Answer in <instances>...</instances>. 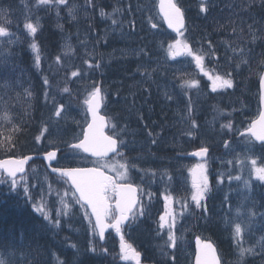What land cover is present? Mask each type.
Returning a JSON list of instances; mask_svg holds the SVG:
<instances>
[{"label": "rangeland", "instance_id": "374dc122", "mask_svg": "<svg viewBox=\"0 0 264 264\" xmlns=\"http://www.w3.org/2000/svg\"><path fill=\"white\" fill-rule=\"evenodd\" d=\"M39 1V0H36ZM132 1L133 4V9H136L135 13H138L139 15L142 13H145L144 11V6L146 7L147 10V15L149 18V24L152 28L157 29L160 27L161 23L160 20L157 16V11L156 8L157 6L153 5V0H130ZM217 0H212L211 1V5H213ZM225 2H227L223 7L219 6L220 2H216L213 5V12L211 15L209 16H198V22L196 23H192L194 26H199V37L202 36L205 33H209L211 34V36L214 38L212 39V41L214 42V40L216 41L214 44V48L218 49V50H225V53L229 50L232 51H236L237 47H238V43H236V40L239 38V35L236 34L235 32H230L232 30V24H231V20L233 17H238L240 15V11L243 10L242 6L244 4H250L252 1H255L257 6H258V10L256 12L258 13H262L261 9L263 7V3L262 0H243L242 2H239V0H234V3L230 4L229 2L231 0H224ZM239 5H241L239 7ZM194 6L190 5V9H193ZM132 6H120L117 10V12H112L109 14H105L102 17L105 18H116L119 20H123V16L125 15L126 11H133ZM3 10V9H2ZM78 11L82 12L83 16L86 17L87 16V11L86 8L83 6L81 8L78 7ZM253 16V15H251ZM1 19H6V16L1 17ZM85 19V18H84ZM253 22L260 26L262 28V23L259 21L257 22L254 18V16L252 17ZM153 25H156V27H153ZM35 28V25H32ZM102 32L99 34V39L100 41L104 42V39L107 38V40L114 35V31L117 30V28L115 26L113 27H104L102 28ZM28 33L33 36L34 34L29 32V30L27 29ZM215 33H217L218 38L215 37ZM226 35V36H222V35ZM129 35L127 32L125 33V36ZM110 36V37H109ZM93 38H95V35H85L84 38V43H92ZM222 39V41L224 43H219L220 40ZM16 41H19L20 39L18 38H14ZM112 41L111 44L106 47V53H110L112 51H114L112 48L115 45V37H111ZM19 42H22L19 41ZM34 44V43H32ZM159 41L156 40V45L159 46ZM1 45V42H0ZM186 45V46H185ZM189 47H191V37L188 36V34L186 33L185 35H182L179 39H174L170 44L169 47L166 49L165 48V52H166V57L168 59V61L170 60V57L172 56L174 60L170 61V65L173 66L174 64H176L177 62H184V68H188V67H192L189 65V60L187 59V56L190 54V52H188ZM32 49V47H31ZM34 53V59L37 56V52L33 51ZM258 50H253L252 53H250L251 58L256 57ZM249 53V52H247ZM0 54H2V56L4 57V61L5 59H8L9 57V53L5 52V49H0ZM155 56V55H154ZM148 57V61H151L152 58H150V54H147ZM231 57L236 59V66L238 65H244V62L242 61L243 64L239 63L240 60L238 59L237 56H235V54H232ZM232 58V59H233ZM159 57H156L153 59L154 63H156L157 65H162L163 63H165V61H163L162 59V63H158ZM36 62V60H35ZM37 65V64H36ZM146 65H143L142 67H145ZM198 68L202 69L201 64L197 65ZM157 69V67L155 66L153 69L151 70H142L141 71V67L139 69V73H140V81L146 85L148 83H150L153 80V73L154 71ZM182 70L181 67H179V71ZM15 70L13 69V75L12 77L15 75ZM137 74V72H136ZM184 72L180 71L178 72L176 79H178L180 81L181 79V75H183ZM0 76H5L6 77V73L4 72H0ZM11 77V75H10ZM175 79V80H176ZM246 77L241 79V85H240V91L243 93H246L244 96H247L248 94V90L249 87L246 85ZM175 82V81H174ZM165 93L166 96H169V99L171 100V102H173V104L171 103V106H173L170 110V114H174L176 115V118L173 122H170V124H173L172 127L176 128L179 132L184 130V132L178 137L177 142L179 143L180 139L185 138L188 133L193 130L194 128V124L195 123H200L202 125V127L204 128V130H208L210 126H214V128H216L217 130H220L219 127H216L215 125L217 124V122L221 119L223 124L225 123L226 120L229 119V117L231 116V112L230 110H228L229 108H231V104L227 101H224L223 99H221L220 97H214V98H218L219 102L214 104V108L213 110H211L210 114L212 115V117L209 118H205V120L202 121H195L191 124L190 127H186V117H185V113L182 110V106L183 103L186 101V98L182 95L179 94V90L176 87V85L170 83V84H165L160 86ZM214 91V90H213ZM219 91V83L216 82V90L214 92H218ZM164 101V98H160L159 102ZM205 101V100H204ZM0 102H1V109H5V103H6V95L5 92L0 93ZM209 104H213V102H209ZM160 105V111L164 112L167 109L166 105L163 104H159ZM217 107L220 110V116L218 118H216L215 114L216 113V109ZM224 110V112L222 113V110ZM133 115L139 114L140 110H131ZM152 112V111H151ZM168 113H164L163 115H167ZM188 118V117H187ZM209 121V122H208ZM211 121V122H210ZM207 122V124L205 123ZM209 124V125H208ZM0 126H2L0 124ZM4 128H11V125L4 127ZM55 133H61L64 134V131H59V130H55ZM171 142V140H169ZM139 142H144V143H153V140H145V139H141ZM155 143H157V139L155 138ZM146 145V144H145ZM155 149V145L153 146ZM258 148L256 147V144L250 141H239V142H231L229 143V145L226 147V149L224 150V152L222 153V159L218 158L217 156L211 155L209 158L205 159L204 162L202 161H196V160H192V159H187V160H180L179 158H171L169 163H173L172 165L174 167L177 168V171H182V170H186L188 169L189 174L192 176L191 174V169L194 168L197 164H202L205 167V174L207 176H209L208 173V167L211 166L214 162L220 161L222 164H227V163H231L234 160H236V158L240 161L241 163V167L243 168V170L246 172V174H241L239 177V179L237 180V184L239 189L235 190V192L237 193H233L231 199H234V201H232V210L235 213V217L232 219H223V213H219L217 215V220L218 221H222V222H226V224L228 225V228H230V230L233 232V236L235 237L236 241L239 243L240 245V254L242 256H262L263 260H264V215L262 214L263 211L259 209V201H260V197L264 196V191L260 192V190L254 185V180H256L257 182L261 183L264 186V180L258 179V173L256 171L257 168H264V163H262L261 161H259V157H261V153L258 152L257 150ZM81 154V152H80ZM227 154H232L234 158H231L230 156L225 157V155ZM246 154L247 159H244L243 162L240 160L239 157H242V155ZM81 156H83L81 154ZM216 157V158H215ZM160 159V158H158ZM256 161V165L255 167L252 164V161ZM263 160H264V154H263ZM65 161V160H64ZM75 164H79V163H85L83 160H80L79 158L77 159L76 162H74ZM122 165L126 166L125 162H122ZM251 167L252 170L257 174V175H253L252 171H251ZM141 173H145L148 174V171L146 170H140ZM227 172H230L231 169L226 170ZM153 173V172H152ZM151 174V172H150ZM187 180L189 182H191L192 185V181L190 179V177H187ZM245 182H247V186L245 184ZM4 183V182H3ZM1 184V183H0ZM7 185L9 186V183H7ZM17 186L22 188L23 193H26L24 191V188H28V181L26 178H22L19 181H17ZM210 190L213 191V188L211 186H209V191L206 193H210ZM146 193H149L148 189L146 187H144V196L146 197V200L149 201L150 198L148 195H146ZM211 194V193H210ZM231 196L230 193H227L226 198L229 199V197ZM171 196H168V200L166 201V203H168L170 201ZM63 200V203H61V201ZM74 197L71 196V194L69 193V196H66L64 193L61 195V197L58 198V207H57V218L55 219L53 224H56V221H59V219L64 216L65 213V207L67 205V203L72 202V204H74ZM217 206L220 208L222 206H225V202L220 201ZM75 207H77L79 209V212L81 213V217L84 220V222L87 223L88 226H90V224L88 223V220L85 219L83 211L80 207V205H76ZM234 207L236 209H234ZM222 210V209H221ZM254 214V215H253ZM46 216L49 217V213L46 214ZM171 221L169 223H167V221L163 222V227L166 228L167 230L169 229V225H171ZM174 223V227L175 230H181V236L179 239H177L176 241L179 242L180 247L177 248L174 246V244L169 243L170 247L172 248V251L169 252V258L173 259L176 258V255L179 253L181 254L180 256H178V260L180 261L179 264H192V239L189 235L193 234L194 230L197 229L199 230L198 224L194 223V224H190V218H188L187 216H182V217H175L174 221H172ZM216 222L215 221H211L210 222V226L213 227L215 226ZM237 225H239L240 227V232L237 233L236 232V227ZM195 228V229H194ZM232 228V229H231ZM94 234V232H93ZM91 232V235H93ZM169 234V233H168ZM168 234L166 235V238H168ZM93 250V247H92ZM191 255V257H190ZM240 257V256H239ZM231 263L235 264L233 261H230ZM0 264H8V260L7 259H0ZM248 264H255V263H248Z\"/></svg>", "mask_w": 264, "mask_h": 264}, {"label": "snow or ice", "instance_id": "6c2138e0", "mask_svg": "<svg viewBox=\"0 0 264 264\" xmlns=\"http://www.w3.org/2000/svg\"><path fill=\"white\" fill-rule=\"evenodd\" d=\"M39 2L41 4H48L50 3V0H39ZM59 3H64V0H59ZM161 3L163 5V0H161ZM100 14L101 16L105 15L103 10H101ZM165 16L167 18L169 27L177 28V25L181 27L183 26L180 8L171 3V0H169L168 10L165 11ZM25 27L29 30V32L35 34L36 28H34L31 24H26ZM153 27H156V25H153ZM6 34L5 28L0 27V36H5ZM31 47L33 51L38 53L39 50L35 44H32ZM194 59L196 60L197 65L201 64V56L197 55L194 57ZM35 60L38 67L40 61L39 54H37ZM73 75L75 76L77 73L74 72ZM205 75H207V73H205ZM209 79L212 78L209 77ZM215 79L221 80L222 78L217 76ZM45 83H47V79H45ZM221 86L228 88L232 87V80L223 79ZM260 86L262 93H264V73L260 74ZM213 90H216L215 81L213 82ZM64 91L67 92L69 89L64 88ZM100 91V88L94 86L92 94L93 100L91 102L85 101V103L89 104L91 107L94 120L96 119V97L99 96ZM259 122L262 126H264V112L260 113ZM228 127H231V125H228ZM255 127L256 125L254 123L252 125V135L255 136L256 139L260 140L262 144H264V133H256ZM89 128L91 134L84 136V139L80 143L68 145L67 151L61 156L60 159L56 160L57 167L53 168L52 171L54 173L58 172L61 177L70 178L71 185L75 186V192L73 193L75 201L72 207L75 208L76 205H80L84 209V217L88 220V223L92 225L94 232L98 230L100 239H105V233L109 228L114 229L115 233L120 237L123 258L134 260L136 264H140V254L124 240L125 233L129 231L133 224L138 222L139 217L145 215L147 211L143 202L137 198V188L134 187L132 183L120 184L117 181H113L111 177L104 175L96 168L84 169L81 167H76L65 171L59 167L63 160L68 161L69 168L72 163L77 161L78 158L83 160L85 163H88L89 161H87V158L81 156L79 152L80 149H83V152L85 153L91 152V154L94 156H104L109 152H117L118 139H114L112 135L105 136L99 131V128H96L95 124L90 125ZM113 128H115V125H113ZM37 139H39V137H37ZM123 143V140H119L120 145H123ZM205 152H207V149L202 148L200 152H197L194 155L201 156ZM117 154L122 156V153L118 152ZM55 158V152L48 153V160H53ZM27 159L29 158L17 160L14 167H7V162H0V169L7 172L8 177L11 178V186L13 188L17 187L15 177L18 172H23V166L27 162ZM91 162L99 165L98 161ZM252 164L255 167L256 161L253 160ZM103 166L106 167L107 165ZM121 167L124 168L125 166L121 165ZM132 167H135V165H132ZM190 171L192 174L191 201L194 202L197 207H200L201 200L209 191L208 176L205 174V167L202 164H197ZM256 171L258 173V179L264 180V168H257ZM218 175L222 176L223 174ZM127 179L128 172L126 170L120 174L119 180ZM236 179H239V177H236ZM3 182V180H0V183ZM245 184L247 186V182H245ZM71 185L67 191H72ZM24 191L27 193L29 189L24 188ZM77 192L79 193L78 196L75 195ZM110 193L113 194L111 197ZM146 195H148L151 199V193H146ZM110 198L115 199L116 202L114 205L110 203ZM165 200H168L167 196L165 197ZM61 203H63V200ZM165 207H168L167 203L165 204ZM89 208L91 209L90 213L88 212ZM76 211H79V209L77 208ZM93 216L95 217L94 224L92 221ZM44 218L49 219L48 216H45ZM160 221V227H163L165 215L160 216ZM56 223L59 225V221H56ZM171 227L172 226L169 225L168 242L175 244L176 237L171 233ZM236 232H240L239 225L236 227ZM205 247L209 250L211 249L210 245H205ZM204 264H216L215 258L213 257L211 260L206 258Z\"/></svg>", "mask_w": 264, "mask_h": 264}, {"label": "trees", "instance_id": "16d2710c", "mask_svg": "<svg viewBox=\"0 0 264 264\" xmlns=\"http://www.w3.org/2000/svg\"><path fill=\"white\" fill-rule=\"evenodd\" d=\"M184 5L187 4V0H181ZM243 0H239V2H242ZM222 4H226L224 0H221ZM255 1H252L250 4H244L242 6V9L240 11V15L238 17H233L231 20L232 24V31H234L236 34L239 35V38L245 37V36H257V34H261L264 36V28H261L260 26L256 25L253 20H252V12L253 8L252 5L255 4ZM241 5H239L240 7ZM261 12L264 16V7H262ZM188 14H190V11H188ZM209 40L208 36H205V38L202 40L203 44H207ZM261 53H264L263 48L260 49ZM153 65V63H151ZM256 74V68H253L252 71L248 73L250 78H255ZM139 83V89L142 88L144 85L140 79H137ZM141 83V84H140ZM210 107L208 106H203L201 107V116L204 118L207 115V111L209 110ZM148 108L143 105L140 108L139 114L133 115L131 114L130 116V121L135 123L138 120H148L150 118H154L159 120L157 116H153L148 114ZM157 120H153L151 124H148L147 131L150 133H154L153 130L156 132V134L160 133L164 128L161 125L157 124ZM155 121V122H154ZM31 131L28 133H24L25 135L30 137V140H34L35 134ZM183 133L182 131H178L177 129H174L170 135L161 143L156 149L155 153H148L146 152V148H137L139 145L138 143H133L134 149H132V153L134 154L133 161L138 162L141 165V168H156L157 165L161 164L159 160L156 158L159 157H165V156H171V150L173 146H175L178 137ZM159 135V134H158ZM28 138V137H27ZM171 140V142H169ZM167 141V142H165ZM11 142V137L7 134H1L0 135V143L1 146H6L8 143ZM25 142V141H24ZM23 143V142H22ZM167 143V144H164ZM170 143V144H168ZM223 144V142H221ZM28 144V145H26ZM26 144H20L17 146V149L21 152H27V153H37L40 151V148L32 145L30 142H27ZM145 145V143H144ZM164 145V146H163ZM173 145V146H172ZM162 146V147H161ZM172 146V147H171ZM6 150V148L2 147L0 149V155H3V151ZM183 148L180 152H183ZM169 184V182H168ZM261 209L264 211V196L261 197ZM26 208H20L17 206V203H14L13 201H8V202H2L0 205V246L4 248L6 245V242L8 241L7 244H13V243H19L21 235L23 233H27L28 235V240L35 242V247L32 249L33 251L38 248L40 251L44 250L45 246L43 244L49 243V241L44 240L43 242L40 240V235L38 234L39 232V227L38 225L33 222L30 217L26 213ZM11 223V224H10ZM7 227V228H6ZM215 238L216 242L218 243V246L220 250L228 251L231 253V257L236 260L237 256V251L234 249V244H233V236L229 233V230L221 223L215 224L213 229L208 230ZM6 236H8L6 238ZM111 236H109L110 238ZM143 240L137 241V243L142 247L145 244H150L148 235H142ZM30 241V242H31ZM22 250V249H20ZM115 251V249H113ZM48 254V253H47ZM153 253L148 252L149 256H152ZM156 254V253H155ZM71 256H65L61 264H72L71 263ZM30 264V263H27ZM36 264H39L36 262ZM40 264H45L44 262H41ZM79 264H95V261L93 259H85L81 261Z\"/></svg>", "mask_w": 264, "mask_h": 264}, {"label": "bare ground", "instance_id": "6f19581e", "mask_svg": "<svg viewBox=\"0 0 264 264\" xmlns=\"http://www.w3.org/2000/svg\"><path fill=\"white\" fill-rule=\"evenodd\" d=\"M153 57L156 58V57H158V55H155ZM160 62L162 63V59H159L158 63H160ZM150 63H153V65H152L153 67L157 66V64L154 63L153 60H151ZM133 86L135 88H138L139 89V83H138L137 80L135 81V83H134ZM130 87H132V85L129 83V88ZM141 89H144V85L142 86ZM141 106H143V105H141ZM141 106H136V107L133 108V110H137V109L140 110ZM172 107L173 106H171V108ZM131 114H132V112H131ZM148 114H150V113H148ZM150 115H152V114H150ZM205 123L207 124V122H205ZM157 134H159V131H158ZM68 142H69V137L60 138L57 141L56 147H58V148L61 149V151H60L61 154H64L67 151V147L69 145ZM165 142H167V141H165ZM136 143H138V145H139L137 148H147V145H144L143 142H136ZM165 144H167V143H165ZM168 144H170V143H168ZM130 147H132V149H134V146L133 145L132 146L130 145ZM221 147L223 149V144L222 143H221ZM180 148L182 150V147H180ZM46 149H48V145L41 147L40 148V151L46 150ZM180 154H181V156H184V151L183 152H180ZM159 158L160 159H158V158H156V159L159 160L161 164L157 165L156 168H149V167L141 168V170L144 169V170L148 171V174L147 175H142V177H141V180H142V182L144 183V185H145V187L147 189H155V187L157 188V187H160L161 185H163V183H159V180L161 179V177H162V175H163V173H164V171H165L166 168L168 169V175H165V177H164V184L167 185V186H172L171 181H173V180L175 181L176 180L174 178V176H175L174 166L172 164H168L170 162L171 156H165V157H159ZM135 163H136V165H138L139 167H141V165L138 162H135ZM150 172H151V174H150ZM131 174L132 175L135 174L134 170L131 171ZM168 182H169V184H168ZM261 200L262 199L260 197V201H259V205H258L260 210H262L261 209V206H260L261 205ZM262 214L264 215V211H263ZM221 224H223L229 230V233L231 234V236H233L232 231L230 230V228H228V225L226 224V222H221ZM0 248L2 249L1 246H0ZM239 256L240 255L237 253L236 260H238L240 258Z\"/></svg>", "mask_w": 264, "mask_h": 264}, {"label": "water", "instance_id": "95a60500", "mask_svg": "<svg viewBox=\"0 0 264 264\" xmlns=\"http://www.w3.org/2000/svg\"><path fill=\"white\" fill-rule=\"evenodd\" d=\"M168 3H169V0H163V5H162L161 0H160L159 8H160L161 15L164 17L165 21L167 22V25L169 26L168 21H167V18L165 16V11L168 10ZM171 3L175 4L174 3V0H171ZM180 12L182 13L181 10H180ZM182 25H183L182 27L179 26V25H177V28H173V27H170V28L173 29V30H175V31H177V32L179 30H181L184 27V18H183V15H182ZM92 100H93V98L90 100V102ZM261 106H262V112H264V93H262V91H261ZM98 109H99V106H98V98L96 97V112H98ZM90 111L92 113L91 108H90ZM254 123L256 125V127H255L256 133H258V134L264 133V126H262L260 124L259 118L256 121H254L252 123V125ZM96 128L101 129V126L100 125H97ZM247 132L252 134V127ZM258 141H260V140H258ZM88 153L91 154V152H88ZM17 160H20V159L9 158V159L2 160L0 162H7V164H6L7 167H14L15 166V162ZM26 163L24 164L23 169L25 168ZM23 172H24V170H23ZM23 172H18L17 175L20 174V173H23ZM205 245H210L211 246V249L210 250L207 249L205 247ZM197 252L198 253H197V258H196V263L195 264H204V261H205L206 258L208 260H211L213 257L215 258L216 264H220L219 263L218 256H217V253H216V250H215V248L213 247V245L211 243H209V242L202 243L201 240L197 239Z\"/></svg>", "mask_w": 264, "mask_h": 264}]
</instances>
